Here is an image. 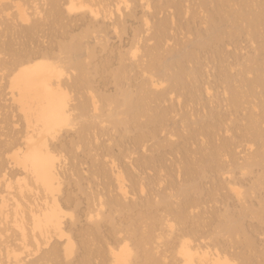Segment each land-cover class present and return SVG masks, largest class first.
Wrapping results in <instances>:
<instances>
[{"label":"bare ground","instance_id":"bare-ground-1","mask_svg":"<svg viewBox=\"0 0 264 264\" xmlns=\"http://www.w3.org/2000/svg\"><path fill=\"white\" fill-rule=\"evenodd\" d=\"M0 73V264H264V0H0Z\"/></svg>","mask_w":264,"mask_h":264},{"label":"rangeland","instance_id":"rangeland-1","mask_svg":"<svg viewBox=\"0 0 264 264\" xmlns=\"http://www.w3.org/2000/svg\"><path fill=\"white\" fill-rule=\"evenodd\" d=\"M126 36H127V34L124 36H122V38L124 39V40H126ZM111 37H114V36H109L108 38L109 39H111V40H107L108 41V43L110 42V44L112 45V47L113 48H115L116 46H117V49H119L120 47L119 46H124V48H125V45H118V44H120L118 41L119 40H116L117 38H115L114 40L111 38ZM130 37H128L127 36V39H129ZM112 41V42H111ZM116 41V42H115ZM121 42V44H122V41H120ZM124 42V41H123ZM110 44L109 45H107V47L109 46L110 48H109V50H114L111 46H110ZM113 44H116V45H113ZM123 44H125V42L123 43ZM241 44L243 45V46H241V47H243L244 49H250L249 47V44H247L246 42L245 43H243V40L241 41ZM240 44V45H241ZM98 47V46H97ZM97 47H96V49H97ZM119 47V48H118ZM99 48V47H98ZM112 48V49H111ZM123 48V47H122ZM100 49V48H99ZM108 49V48H107ZM116 49V48H115ZM121 49V48H120ZM123 50V49H122ZM116 51V50H115ZM104 54V53H103ZM1 74V73H0ZM2 83H4V82H2ZM2 90V88H0V91ZM2 93H3V91H2ZM0 94H1V92H0ZM4 94V93H3ZM3 94H1V95H3ZM2 97V96H1ZM3 97H4V95H3ZM2 102H4L3 100H1ZM0 103V116H2V117H0V122H1V125H0V135H1V138H0V143L1 142H3V141H7L8 139H12L13 138V132L15 133V132H17V131H19V129L18 128H21V126H20V124H19V122L17 121V118L15 117V118H13L14 120H15V122H18V126L17 125H14L15 124V122L14 121H11V120H5L4 118L6 117V116H8V114L5 116L4 114H5V112H6V109H3V107H4V105L3 104H5V103ZM2 104V105H1ZM3 106V107H2ZM1 109H2V111H1ZM5 111V112H4ZM8 111V110H7ZM3 112V113H2ZM9 119V118H8ZM6 121V124H7V121L10 123V125H9V123L6 125L4 122ZM5 126H4V125ZM3 125V126H2ZM12 126H14V128L12 127ZM17 127V129H16V127ZM20 126V127H19ZM2 127V128H1ZM12 127V128H11ZM13 129V132H10L11 130ZM3 130V131H2ZM5 130V131H4ZM11 133H12V135H11ZM5 135V136H4ZM11 135V136H10ZM3 136H4V138H3ZM16 136H19L18 134L16 135L15 134V136L14 137H16ZM65 136H68V134H66ZM7 139V140H6ZM233 170H235V169H233ZM256 171V169H254V172ZM235 172H236V174H235ZM235 172H233L235 175H236V177H235V175H234V178H235V180L238 178V180H240L241 181V183H238V187H240V188H242V186L244 187V189H245V187H246V185H248V183L250 182V179H251V177L253 176H239V174L237 173L238 172V170L236 171L235 170ZM238 174V175H237ZM242 179V180H241ZM249 179V180H248ZM207 180V179H206ZM209 181H210V179H208ZM207 180V181H208ZM235 182V181H234ZM239 182V181H238ZM245 182L247 183V184H245ZM206 183H208V182H206ZM235 183H237V181L235 182ZM203 184H205V182H203ZM206 186H208V184H205ZM205 187V186H204ZM242 191H243V188H242ZM224 193H225V191H223ZM76 193H77V197L79 198V199H82L81 198V196L79 195V192L78 191H76ZM81 194V193H80ZM205 199V198H204ZM221 199V198H220ZM220 199L217 197V199H216V203L214 204L213 202H210V203H205V204H207V206L206 205H204V210H205V212L207 213V214H205V218H208L207 217V215H208V213H210V211L212 210L213 211V209L215 210V211H217V210H223L224 209V205H226V203H227V201H228V198L226 199V203L225 204H223L224 203V201L222 202V203H218L219 201H220ZM256 199V197H254V198H251V203H253L254 204V202L256 201L255 200ZM206 200V199H205ZM254 201V202H253ZM221 202V201H220ZM233 203H235L234 202V199H232L231 200V198H229V201H228V207L230 206V208H232V207H234L235 208V204H234V206H233ZM209 204H211V205H209ZM223 204V205H222ZM231 204V205H230ZM227 205H226V207H227ZM212 206H213V209H212ZM221 208V209H220ZM115 217H116V215H115ZM114 217V218H115ZM117 219H118V216H117ZM116 219V220H117ZM262 238H264V233L262 234V236H259L258 235V237H255V240L257 239V241H259L260 243H259V247H260V244H261V246H262V244L264 245V239H262ZM225 239V238H224ZM261 240V241H260ZM262 240H263V242H262ZM256 241V242H257ZM161 242V241H160ZM159 244H163V245H159ZM158 245H156V246H158V250L160 251H158V254H160V253H164V252H167L166 250H167V248H165L164 247V243H159ZM257 244H258V242H257ZM161 246V247H160ZM227 247H229V245L227 246ZM230 248V247H229ZM165 249V250H164ZM161 250H163V251H161ZM231 251L229 252V250L228 249H226V253H228V255H230L231 253H234V252H236V251H234V249L231 247V249H230ZM168 253V252H167ZM167 253H165V254H167ZM230 253V254H229ZM162 255H164V254H162ZM168 257H169V253H168V255H167ZM167 260V259H166ZM168 261V260H167Z\"/></svg>","mask_w":264,"mask_h":264}]
</instances>
